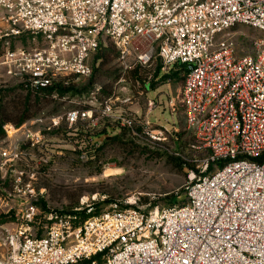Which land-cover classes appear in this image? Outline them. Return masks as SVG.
I'll use <instances>...</instances> for the list:
<instances>
[{"label": "built area", "instance_id": "obj_1", "mask_svg": "<svg viewBox=\"0 0 264 264\" xmlns=\"http://www.w3.org/2000/svg\"><path fill=\"white\" fill-rule=\"evenodd\" d=\"M241 25L264 30V0H0V70L62 103L0 136V264H264V37L242 55L218 40ZM106 39L125 70L155 60L165 73L185 69L169 105L205 153L181 204L93 193L72 210L41 206L44 179L90 143L80 127L110 117L155 145L165 139L149 114L116 110L100 86L84 99L59 92L57 82L92 74Z\"/></svg>", "mask_w": 264, "mask_h": 264}, {"label": "rangeland", "instance_id": "obj_2", "mask_svg": "<svg viewBox=\"0 0 264 264\" xmlns=\"http://www.w3.org/2000/svg\"><path fill=\"white\" fill-rule=\"evenodd\" d=\"M256 37H264V30L241 25L221 34L218 40H233L237 53L242 55L253 51L252 41ZM116 50L112 40L106 39L100 50L93 53L91 62L98 67L95 81L104 86L105 94L112 92L118 97L116 109L124 107L140 116L149 114L153 125L164 130L165 139L161 145H155L128 127V135L123 142L104 144V136H100L99 141L89 139L97 147L104 144L97 159L89 160L87 155L85 159H80L78 152L71 150L67 154L70 158L60 163L62 169L45 181L48 203L56 209L65 206L73 208L80 203L83 195L93 193L107 195L111 200L140 196L144 203H151L152 206L182 203L186 200L185 187L192 169L204 156L205 151L192 147L195 137L187 126L182 107L177 102L174 107L169 105L170 99L179 93L183 81L174 78L162 80L166 74L164 71H159L156 76L161 65L158 60L132 68L137 67L140 73L127 72L131 69L122 67ZM129 61L133 62V57ZM80 81L84 85L89 78ZM16 87V80L0 70V90H11V94L19 90ZM150 100L156 103L153 108L149 105ZM120 125L123 124L114 123L112 130L121 132ZM53 141V149L61 146L60 139ZM108 169H112L111 173H106Z\"/></svg>", "mask_w": 264, "mask_h": 264}, {"label": "trees", "instance_id": "obj_3", "mask_svg": "<svg viewBox=\"0 0 264 264\" xmlns=\"http://www.w3.org/2000/svg\"><path fill=\"white\" fill-rule=\"evenodd\" d=\"M102 44H103V42L101 43V45L97 49V51L100 50V48L102 47ZM97 51L95 53H97ZM117 54H118V51L116 50V55ZM100 60H102V59L100 58ZM104 60L105 59H103L102 62H105ZM92 66H93L92 74L89 77H86V78H89V81L87 84L85 83L84 85H82V82L80 81V80L86 79V78H80L77 80L73 79L69 85H63V83L61 81H59V82H57L59 92L61 94L70 93V95L73 97L84 99L88 96L90 91H92L95 87L100 86L101 87V94H100L101 97L115 96L114 93L112 94V92L108 93V94L104 93L105 92L104 86L95 81L96 72L98 70V67L94 66V63H92ZM136 68L137 67H135L134 69H131L130 71H127V72H131V71L134 72L135 71V74H136L139 72L138 69H136ZM159 71H160V67H158V69L156 71V74H155L156 76L159 74ZM169 78H174V79L179 80V81H181V80L184 81V79H185L184 67L181 66L180 68L173 70L171 73H166L161 79L162 80H168ZM16 88L19 90L17 91L16 89H14V91L16 90L15 91L16 93H11V94H9V92H11V90H8V89H1L0 90V136H2L4 134V126L8 122H12L16 125H20L21 123H23L27 119L38 115L40 112H42L44 110L58 111L62 106V103L52 101L51 99L46 98V97H41L39 94L32 93V92H25L21 88V84H17ZM114 123H116L117 125L120 124L119 121H116L110 117H106L98 125L100 128L98 126L88 127V128L82 126V127H80V132L85 133L87 135L88 139H90L92 142L93 141H99L100 136H104V141H103L104 144H109V143H113V142H117V141L123 142L125 140L124 138H126V136L128 135L127 129H129V128L127 126L120 125L122 131L121 132H115L112 130L113 128H115ZM79 138H81V136H79ZM81 142H82V139H81ZM92 142H90V143H92ZM92 144H94V143H92ZM104 144L102 146H104ZM102 146H101V144L98 147L95 145L91 146V144L85 143L81 150L85 151L89 160H94V159H97L100 157L99 155L101 154L100 151H101ZM71 150H73V149H71ZM81 150H78L76 152H80ZM259 159L264 160V153L261 155V157ZM48 177H50V176H48ZM48 177L45 178L44 182H43V184H45L46 186H47V183L45 181L48 179ZM183 202H185V201H183ZM179 204H181V203H179ZM48 205H49L48 200L43 199L41 201V206L43 208H47ZM169 206H171V205H169ZM73 208H70L69 206L63 207L64 210H72ZM96 212H98V211H96ZM82 213H83V218H86V217L93 214V213H87L86 211H84ZM87 262L88 261H85V262L80 263V264H86Z\"/></svg>", "mask_w": 264, "mask_h": 264}, {"label": "bare ground", "instance_id": "obj_4", "mask_svg": "<svg viewBox=\"0 0 264 264\" xmlns=\"http://www.w3.org/2000/svg\"><path fill=\"white\" fill-rule=\"evenodd\" d=\"M112 169L106 170V173H111Z\"/></svg>", "mask_w": 264, "mask_h": 264}, {"label": "crops", "instance_id": "obj_5", "mask_svg": "<svg viewBox=\"0 0 264 264\" xmlns=\"http://www.w3.org/2000/svg\"><path fill=\"white\" fill-rule=\"evenodd\" d=\"M170 79H171V78H170ZM170 79H168V80H170ZM182 84H183V82H182ZM181 87H182V85H181ZM181 87H180V89H181ZM179 91H180V90H179ZM116 104H117V103H116ZM121 108H124V107H121ZM121 108H120V109H121ZM124 109H126V108H124ZM116 110H118V109H116Z\"/></svg>", "mask_w": 264, "mask_h": 264}]
</instances>
